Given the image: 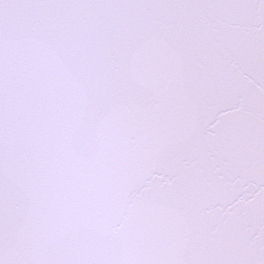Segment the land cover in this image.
I'll list each match as a JSON object with an SVG mask.
<instances>
[{"label":"snow or ice","instance_id":"1","mask_svg":"<svg viewBox=\"0 0 264 264\" xmlns=\"http://www.w3.org/2000/svg\"><path fill=\"white\" fill-rule=\"evenodd\" d=\"M0 264H264V0H0Z\"/></svg>","mask_w":264,"mask_h":264}]
</instances>
